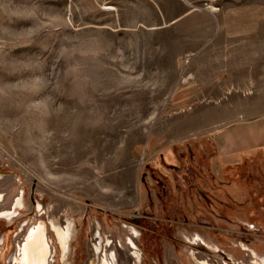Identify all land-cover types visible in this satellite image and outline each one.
Listing matches in <instances>:
<instances>
[{"label": "rangeland", "instance_id": "obj_1", "mask_svg": "<svg viewBox=\"0 0 264 264\" xmlns=\"http://www.w3.org/2000/svg\"><path fill=\"white\" fill-rule=\"evenodd\" d=\"M144 2L0 0V264L40 224L64 264L53 222L66 264H264V131L219 143L264 117V0Z\"/></svg>", "mask_w": 264, "mask_h": 264}, {"label": "crops", "instance_id": "obj_2", "mask_svg": "<svg viewBox=\"0 0 264 264\" xmlns=\"http://www.w3.org/2000/svg\"><path fill=\"white\" fill-rule=\"evenodd\" d=\"M129 1L131 0H113V31L115 32L132 30V23L138 20L135 15H133V11L137 8L133 9L131 5H126V2ZM141 1H145L142 4L145 5V9L141 7V10L143 11V14L141 16L142 19H147V29L151 31L165 30L175 23H178L185 19H192L194 15L196 17L200 14L214 16L217 12V10L212 9L197 12L198 10L194 9L193 7H189V5L183 4L182 2H180V0H176L177 5L180 7L179 10L181 11L175 15V19L168 22L169 20L167 19V12L165 11L161 3V0ZM121 3H124V5H122ZM181 25L183 26V24ZM175 31L178 32L177 30ZM249 128L253 129V131H257L258 129L260 131H264V117L250 124H244L242 122L232 125V127L226 129V132L222 134L219 140L220 145L225 147V151H228L230 146L231 148H235L237 145H235L234 143H237L236 138L238 137V134H241L240 137H244V132L245 134H248V132L251 131V129ZM260 139L264 140V137H261Z\"/></svg>", "mask_w": 264, "mask_h": 264}, {"label": "bare ground", "instance_id": "obj_3", "mask_svg": "<svg viewBox=\"0 0 264 264\" xmlns=\"http://www.w3.org/2000/svg\"><path fill=\"white\" fill-rule=\"evenodd\" d=\"M1 201V196H0ZM22 199H18L10 210H0V218L11 219L15 217L17 209L22 205ZM53 230L57 234L61 250L63 252V263L70 252L71 241L75 236V228L70 223L66 230L61 229L57 223H52ZM129 245L135 247V243L130 239ZM18 257L16 264H50L52 260L51 246L46 234L45 226L40 224L36 228H31L26 241L17 249ZM107 262V261H106ZM102 264H106L105 261ZM198 264H208L198 262Z\"/></svg>", "mask_w": 264, "mask_h": 264}]
</instances>
